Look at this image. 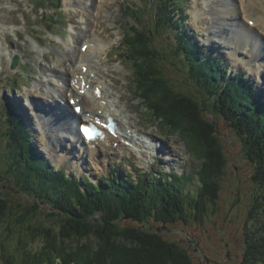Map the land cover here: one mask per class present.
Masks as SVG:
<instances>
[{
	"label": "trees",
	"instance_id": "obj_1",
	"mask_svg": "<svg viewBox=\"0 0 264 264\" xmlns=\"http://www.w3.org/2000/svg\"><path fill=\"white\" fill-rule=\"evenodd\" d=\"M155 1L149 11L157 17L159 41L167 45H159L152 31L132 27L128 57L152 115L166 117L168 126L187 138L200 166L199 188L186 190L184 181L194 174L155 179L145 172L137 180L110 175L95 183L65 168L56 170L37 151L29 126L9 103L8 112L2 108L0 113L7 128V147L0 153V225L7 223L6 242L18 238L21 244L3 247L0 264H53L58 259L65 264H193L187 248L152 231L149 223H203L218 209V179L227 160L209 112L230 121L256 164L252 177L262 189L254 193L257 202L246 219L242 264H264V218L259 216L264 209V99L242 73H228L219 56L205 57L199 42L188 36L187 0H164L166 7L163 0ZM169 35L172 39L166 40ZM168 55L173 66H183L186 78L205 90L206 98L202 90L201 96L178 86L167 73L173 69ZM125 218L129 223H122ZM58 219L60 230L55 231L49 222ZM38 241L43 249L29 246Z\"/></svg>",
	"mask_w": 264,
	"mask_h": 264
},
{
	"label": "rangeland",
	"instance_id": "obj_2",
	"mask_svg": "<svg viewBox=\"0 0 264 264\" xmlns=\"http://www.w3.org/2000/svg\"><path fill=\"white\" fill-rule=\"evenodd\" d=\"M18 1L20 5L13 3L11 0L0 1V105H2V108L7 112L6 103L9 101L18 108L20 118H23L25 122L29 124V120L33 119L34 125H30L34 134L33 142L36 145L35 147L37 151L44 156L50 165L56 170H60L64 166L65 168H70V171H73L74 168H76L80 174H88L94 181H97L99 179L101 180V175H104L103 173L109 170V166H106L105 163L110 161L113 164L115 159L128 164V167L124 165L127 173H131L130 166H132V170L136 173L137 169L141 170L147 168L149 165L154 164V161H158V158H153V160L148 162L146 161V157L142 158L141 156L134 154L127 147L121 149L119 153L116 154V151H111L107 148H102L95 153H91V151H88L90 148L86 146L87 154L76 150L75 152L70 153L68 157L66 156V159H63L58 163L54 161L56 149L53 150L51 146H49L50 143L47 142L46 127L41 131L35 130V124L38 122L39 116L37 115L35 107L31 111L27 106L28 100L32 99V97H30V91L40 82L45 83V81L50 80L55 81L57 85H54L51 82L50 84H44V87H48L49 89H51V87L57 89L61 88L59 85V79H66V77H68V74L62 68L68 67L70 63L66 62L68 56H66L65 53H72L73 50L76 49V51H79L82 42L101 38L103 39L101 42L104 43H102L101 49L93 55L92 66L94 67L92 75H95L99 79L102 88L109 96L112 92L117 94V91H115L112 86L115 80L118 81L117 89L119 90L120 87L118 93L121 95L122 91L125 92L126 95L124 98L130 109H126L124 105L125 101L123 104L121 102V108L126 114L133 117V120H127L126 117H124L125 121H130L136 130L153 134L155 139L159 142L161 140H166L163 142L168 143V148L181 152V155H179L178 152L173 151L174 157L176 154L178 155V159H175L174 162H182V166L187 169L185 172L194 174V177L197 176L200 168L199 162L193 152H191L192 150L190 151V145L188 144L187 138H184L179 131H175V128L168 126L166 117L162 116L158 118L152 115V111L149 112L147 103L144 101L141 93L137 90V71H135L132 66L133 61H131L129 57L123 56L126 62L121 64L119 61L121 56L119 57L118 55L120 53L116 52L120 50L119 52H121V55L122 53L129 54V45L127 41L125 42V34L126 32L129 33L131 30V23H134L138 29L149 31L150 34L152 31L154 38L158 44L160 43L159 45H167L166 41H159V35L157 33V17L155 13L149 11H154L156 4L155 0H129L136 4H141L140 9L134 5V8L137 9V20L132 18V13H129V1L118 0L111 5V9L107 10L110 11V13L117 15L118 21H115V17L106 18L105 15L107 12L103 11L101 26H98V28H95L94 26V13L96 11L91 14L89 13L88 17L86 13L71 0ZM32 2H36L39 5H45L44 7H47V10L43 11L35 8ZM190 2L191 3H187L185 6V9L190 13V18L185 21V24H187L186 28L190 29L191 32L193 31L196 41L203 42L202 45L205 43V45H203L204 53L209 56L208 47L217 45L213 43L209 44L207 39L202 35L207 34L203 31L202 23H200V16H197V9L195 14L192 13V10L195 8L194 1L190 0ZM163 4L164 7H166V2L164 0ZM8 10H11V12L9 13ZM57 15L62 19H58ZM218 15V12L215 13L216 17ZM134 17H136V15ZM195 19L199 23L203 33L199 30ZM52 23L56 26H54V30L58 31L59 35L51 33L46 28L48 27L53 31ZM113 23L115 24L114 27L112 26ZM79 30H81L80 33H82H79L78 35L77 33ZM17 32L19 34L21 33L20 38L17 37ZM107 33L111 34L108 39H106L105 36ZM197 33L198 35L200 34V37H198ZM213 38L214 36L211 34V40ZM218 38L215 40L219 41ZM170 39H172V35L166 37V40ZM107 45L109 48H107ZM110 45H112V49H110ZM104 46H106V51L103 49ZM113 49H115V52L113 53L114 55L109 54V56H106L107 50L108 53L111 52L112 54ZM115 53L118 56H115ZM10 54L19 55L21 57L16 69H12L11 67V62L9 61L10 57H8ZM223 54L225 56H223L222 60L225 62V65L230 68L226 61L229 57L225 52H223ZM165 59L173 67V69H169L167 73L172 79L175 78L174 80H177L176 82L178 83V86L184 88L187 92H197V95L201 96L204 92L205 96L203 98H206L205 90L201 89L202 92L196 87L192 79L188 78V72L183 66H173L172 58L169 55L166 56ZM35 60H38V62ZM75 60L74 56L72 64H74ZM106 60H108L109 63ZM241 65L243 66V70L246 71L249 80H251L259 89H262L258 86V82H256L255 78L257 74H255L254 77L250 66H245L243 63ZM51 66L57 67L58 69L51 68L49 70V67ZM232 66L238 70L242 69L235 65ZM252 66L258 67V64H252ZM77 67L78 66H76V69ZM98 69H101L102 73H98ZM186 76L188 77L186 78ZM62 83L63 80H61L60 84L63 85ZM69 84L70 82H68L67 85ZM120 84H122V86ZM66 90L67 89L64 88L60 97H66ZM71 92L72 91L68 92L69 99L71 97ZM36 93H38V91H36ZM258 94L262 97L261 93ZM89 96L90 94L87 95V97ZM115 96L117 97L119 95ZM33 98L40 100L45 97L33 94ZM109 99L113 100L112 97H109ZM52 100L53 99H48L47 103H50L49 101ZM63 102L68 104L65 100ZM217 114L218 115L215 116V113L209 112L208 117L213 119L216 123L218 129L217 136L221 140L227 160L223 173L218 179L220 182V192L217 201L218 209L215 210L212 215H208L203 223L193 219L192 220L195 221L196 224H188L184 221L178 220L176 223H170L167 225L168 227H165V224L152 220L149 223L152 227H149L152 231L155 230L162 233L166 240L179 243L187 248L193 264H242V254L245 249L246 231L244 232V229L246 226V219L252 203L257 202L254 200V193L258 188L262 189V186L257 185L252 177L255 172L256 164L249 159V151H246L245 149V142L230 125V121L224 118L222 114ZM5 131H7L6 125H4L0 119V153H3L5 151L4 148L7 147V135ZM61 134L62 136L66 134L64 127L61 130ZM66 144L67 143L64 144L65 149L70 152V145L66 146ZM121 146L117 149L119 150ZM159 154L161 158H163L162 161H168L170 158L168 159L167 156H171L168 155V152H159ZM67 161L70 163V166L67 165ZM177 164L179 163H176L175 165ZM177 169L180 171V166H178ZM166 170H168V167ZM174 171L175 169H172L173 174L176 173ZM184 182L185 184H188L186 190L189 192L196 191L199 188V181L196 178ZM14 192L16 193V191ZM17 196L22 198L19 193H17ZM262 201L263 203L261 205H263L264 208V200ZM259 216L264 218V209H260ZM57 221L58 222H49L50 225H53L51 227H53L55 231L60 230L58 224L61 221H59V219ZM122 223H129V218L122 220ZM254 223L255 222L253 221V225ZM6 225V221H2L0 225V250H2V252H4L3 247L11 248L16 243L19 245L21 244V240L18 238H12L10 239L11 242H6ZM67 244L70 245V243ZM29 246L32 249H43L42 247L44 245L43 242L38 241L36 245ZM0 262H2V256H0ZM50 262L53 264H65L61 262L60 259H58L57 262Z\"/></svg>",
	"mask_w": 264,
	"mask_h": 264
},
{
	"label": "bare ground",
	"instance_id": "obj_3",
	"mask_svg": "<svg viewBox=\"0 0 264 264\" xmlns=\"http://www.w3.org/2000/svg\"><path fill=\"white\" fill-rule=\"evenodd\" d=\"M77 6L86 13V15L89 17V13H94L95 21L94 26L95 28H98V26H101V17L103 11L107 12L105 15L106 18H114L115 21L118 19L117 15H114L113 13H110V11H107L108 9H111V5L113 3H116L118 0H71ZM227 5L224 8L216 9L213 7L216 0H197L196 2V9H197V16H200V23H202L203 31L208 36H205V39H207L208 43H218L221 45L220 39L222 37H227V40H223V42H233L235 39L240 38V36L247 38L253 34L255 30L257 34L264 35V0H238L236 3L235 0H226ZM213 4V5H212ZM234 9V10H232ZM80 12V11H79ZM218 12V16H215V13ZM243 15V17H242ZM16 17V16H15ZM216 17V18H215ZM245 19V20H244ZM219 20V21H217ZM118 21V20H117ZM213 22L212 26H207L208 24ZM248 23V24H247ZM251 24V25H250ZM113 23V27H114ZM156 26V25H155ZM228 28V30L232 31L225 35L218 34V32H222L223 29ZM108 29V28H107ZM112 29V28H111ZM233 29L236 30V32L233 33ZM81 30L77 33L79 35ZM82 33V32H81ZM80 33V34H81ZM233 33V34H232ZM211 34L214 36V38L211 40ZM106 39L111 36L110 33L105 34ZM219 37V41L215 40ZM210 39V40H209ZM103 39L97 38L94 40H88L87 42H82V46L80 47L79 51L73 50V52H66L65 55L68 56V59H66V62H70L68 67L62 68L67 74L68 77L66 79L61 78L63 80V85H61V80L59 79V85L61 88H53L49 89L48 87H44V84H50L51 82L54 85H57L55 81H45V83H39L30 91V97H32L30 103L36 104V112L37 114L42 113H48L51 117H49V123L50 126L46 127L47 131V142L50 143L49 146L54 150L56 149V156L54 158L55 162L60 163L61 160L66 158V153L70 154L75 152L76 150L80 151L81 153H86L87 150L85 146L81 143L80 138L81 135L77 133V129L74 127V122L76 121V111L75 107L72 106L73 112L71 111V104H63L59 101L63 102L64 99L68 98V92L72 91L71 98H77L76 107L78 105H83V112L81 115H79L82 119V122L84 120L91 121V119H102L105 122H108L109 116H114V118H117L119 122L118 126V135L113 136L109 132H107V136L105 139H101L97 142V147L93 148V150H97L100 147L103 148H109L115 149L116 143L119 141L123 142L124 145H127V142H124V140H129L131 142V146L133 149L140 152L142 155H146L147 160H151L152 158H158L161 159V156L159 152H168L172 153L173 151H176L175 149L171 150L167 147V142L164 143L163 141L159 142L157 139H155V136L151 133H145L139 130H136L135 127H133V124L130 121H125V118L127 120H133V117L129 114H126L124 110L121 108V102L123 99H125V92H121L120 96H115L116 93L112 92L110 96L107 94V92L102 89L101 83L99 82V79L92 75L93 73V67L92 66V58L93 55L96 54L100 49L101 45L104 42ZM250 44L248 41H246L245 47H249ZM111 47V46H110ZM83 48L85 50H83ZM106 50V46L104 48ZM14 53V52H13ZM108 51L106 52V55L109 56ZM75 56V62L73 63V57ZM8 57L13 58V54H10ZM113 59V58H112ZM110 60V59H109ZM38 62V60H35ZM248 63V62H247ZM237 65H241L240 63H236ZM60 66V64H59ZM76 66L77 69H76ZM239 67V66H238ZM51 68L57 67H49V70ZM45 70V68H44ZM110 70V69H109ZM48 71V68H47ZM258 72L260 69L257 70ZM61 72V71H60ZM253 74L255 73L252 71ZM63 73V72H61ZM98 73H102L101 69H98ZM73 74V75H72ZM262 80L258 81V86L262 89H259V93H262L264 95V71H261ZM117 79V77H116ZM43 82V81H42ZM68 82H71L72 84L70 86H67ZM75 82V84H74ZM118 81H114L113 89L117 92L119 90L117 89V83ZM261 84V85H260ZM66 90V97H60V94L62 91ZM100 89V93H96L97 89ZM91 89H94L93 91ZM69 90V91H68ZM82 90H86L90 93V97L88 98L86 95L81 94ZM38 91V93H36ZM34 95H41L44 96V99L36 100L33 99ZM101 94V95H99ZM109 97H112L113 100H110ZM61 98V99H60ZM48 99H53L52 102L47 103ZM69 100V99H68ZM63 104L66 105L63 109V113L59 114V108L58 105ZM125 107L126 109H130L128 107L127 102L125 101ZM132 111V110H131ZM88 113V114H87ZM40 116V115H39ZM71 120V121H70ZM86 123V122H84ZM64 127L65 135L62 136L61 130ZM27 130V129H26ZM28 131V130H27ZM29 134V133H27ZM10 143V142H9ZM70 145V152H68L65 149L64 144ZM96 143V142H95ZM120 144V143H119ZM119 146V145H118ZM85 148V149H84ZM58 149V150H57ZM119 153L118 149L116 148V154ZM163 165H172V163H166Z\"/></svg>",
	"mask_w": 264,
	"mask_h": 264
},
{
	"label": "water",
	"instance_id": "obj_4",
	"mask_svg": "<svg viewBox=\"0 0 264 264\" xmlns=\"http://www.w3.org/2000/svg\"><path fill=\"white\" fill-rule=\"evenodd\" d=\"M16 63H17V60L15 61V64H14V66L16 65Z\"/></svg>",
	"mask_w": 264,
	"mask_h": 264
},
{
	"label": "snow or ice",
	"instance_id": "obj_5",
	"mask_svg": "<svg viewBox=\"0 0 264 264\" xmlns=\"http://www.w3.org/2000/svg\"><path fill=\"white\" fill-rule=\"evenodd\" d=\"M77 111H79V109H77Z\"/></svg>",
	"mask_w": 264,
	"mask_h": 264
}]
</instances>
